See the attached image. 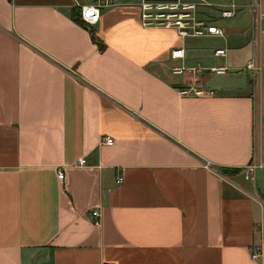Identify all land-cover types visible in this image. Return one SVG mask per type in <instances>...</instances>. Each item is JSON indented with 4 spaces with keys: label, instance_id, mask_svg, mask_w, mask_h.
I'll return each instance as SVG.
<instances>
[{
    "label": "crops",
    "instance_id": "0c3cea01",
    "mask_svg": "<svg viewBox=\"0 0 264 264\" xmlns=\"http://www.w3.org/2000/svg\"><path fill=\"white\" fill-rule=\"evenodd\" d=\"M111 1L0 0V264H264V0L199 38Z\"/></svg>",
    "mask_w": 264,
    "mask_h": 264
},
{
    "label": "built area",
    "instance_id": "2783aa9c",
    "mask_svg": "<svg viewBox=\"0 0 264 264\" xmlns=\"http://www.w3.org/2000/svg\"><path fill=\"white\" fill-rule=\"evenodd\" d=\"M75 9L77 10L79 20L85 26H93L99 22L101 11L113 6L111 0H72ZM201 4V0H139L138 8L140 11V22L144 28H158L174 30L181 37H207V36H221L222 33L213 26H207L198 17L196 18V8ZM231 10L223 11L221 16L223 18H231L234 16L235 6L232 4ZM182 51L177 50L171 53L172 58L181 57ZM216 56L225 57V51L218 49L215 51ZM251 69L255 72V66L251 65ZM185 71L184 68H174L173 73L182 74ZM214 72H224V68H216ZM200 68L192 69V73H200ZM200 96L203 91L196 87L189 86L187 89L181 91V95ZM212 94V93H210ZM102 143L107 146L113 145V139L105 137ZM85 160L80 159L77 163L78 166L85 165ZM261 168V165L252 161L243 168L239 169L245 181H253L254 174L257 169ZM224 177V176H223ZM57 179L59 181L64 180V173L57 171ZM122 177H118L116 184L122 183ZM95 222L98 219V213L93 212L91 214ZM260 254L257 249L251 255L253 260H257Z\"/></svg>",
    "mask_w": 264,
    "mask_h": 264
},
{
    "label": "trees",
    "instance_id": "16d2710c",
    "mask_svg": "<svg viewBox=\"0 0 264 264\" xmlns=\"http://www.w3.org/2000/svg\"><path fill=\"white\" fill-rule=\"evenodd\" d=\"M72 19L75 23L81 25V26H84L83 23L79 20V17H78V13L77 11H75L72 15ZM239 170H236L235 172H238ZM223 173L225 172L224 170L222 171Z\"/></svg>",
    "mask_w": 264,
    "mask_h": 264
},
{
    "label": "rangeland",
    "instance_id": "374dc122",
    "mask_svg": "<svg viewBox=\"0 0 264 264\" xmlns=\"http://www.w3.org/2000/svg\"><path fill=\"white\" fill-rule=\"evenodd\" d=\"M202 10H201V8L198 6L197 8H196V18L198 17H200L201 18V15H202V12H201ZM219 78V77H218ZM194 84V83H193Z\"/></svg>",
    "mask_w": 264,
    "mask_h": 264
}]
</instances>
